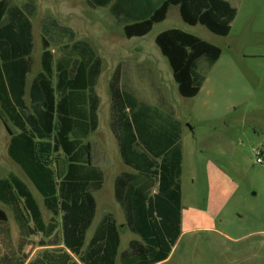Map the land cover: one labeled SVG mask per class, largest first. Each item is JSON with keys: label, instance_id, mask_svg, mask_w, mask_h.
<instances>
[{"label": "trees", "instance_id": "16d2710c", "mask_svg": "<svg viewBox=\"0 0 264 264\" xmlns=\"http://www.w3.org/2000/svg\"><path fill=\"white\" fill-rule=\"evenodd\" d=\"M108 9L127 39L142 38L164 22L172 7L190 26L203 25L227 37L237 9L227 0H88ZM37 6L0 0V119L11 139L10 158L43 197L52 214L47 223L29 185L15 174L0 180V202L19 229L15 246L8 213L0 208V264H26L33 237L55 238L64 248L45 250L29 264H158L169 258L182 234V124L171 109L159 110L122 85L119 68L110 83L111 129L125 166L115 180V198L126 227L140 240L120 254L121 235L112 213L104 215L91 241L87 233L97 212L95 193L105 174L94 162L88 139L99 128L97 85L103 60L91 44L54 17L42 22L41 71L30 87L34 68ZM172 68L178 91L196 97L222 49L180 29L156 37ZM60 52L56 57L52 46ZM205 62V69L201 68ZM48 247L50 242H40ZM76 257L77 260L74 258Z\"/></svg>", "mask_w": 264, "mask_h": 264}, {"label": "rangeland", "instance_id": "374dc122", "mask_svg": "<svg viewBox=\"0 0 264 264\" xmlns=\"http://www.w3.org/2000/svg\"><path fill=\"white\" fill-rule=\"evenodd\" d=\"M13 1L19 6L33 1L38 8L33 18L35 45L33 56L36 58V71L40 70L42 52L41 22L54 15L62 20L61 25L74 29L80 40L91 44L103 59V72L96 88L101 99L100 125L88 140L93 144L94 162L105 171L104 187L95 194L99 207L94 226L108 211L115 213L119 224L124 220V213L115 199L114 183L126 166L122 162L118 143L111 129L110 83L119 68L122 73V85L130 88L144 103L166 113L171 109L174 117L182 124L184 131L182 149L185 153L183 212L195 207L209 210V202L212 199L216 200L218 196L219 200L223 199V196L228 197L229 187H233L232 183L236 182L239 190L229 203V209L241 211L244 220L249 223L255 219L257 213L263 215L264 163L257 162L255 151L264 149V62L259 56L264 53V0H227L237 9L231 34L227 37L214 34L203 25L186 24L181 18L179 8L172 7L167 19L155 25L151 33L133 39L126 38L123 25L118 23L108 9H93L88 5V0ZM169 29L183 30L222 49L224 54L222 61L216 67L206 69V75L209 73L217 77L225 75V68L228 67L226 60L232 56L238 58L240 69L247 65L253 74L246 78L245 84L248 83L256 91L252 103L225 114L224 121H220L219 118L212 124L197 125L196 116L190 118L193 102L180 95L169 61L156 44V37ZM52 50L58 57L60 54L58 47L53 45ZM205 65L203 62L201 68L205 69ZM244 87L242 80L238 81L237 78L233 80L231 88L239 90L243 96L246 90ZM222 114L224 110L219 112L218 116ZM226 121L229 122L228 125L224 124ZM192 127L196 131H190ZM9 139L10 136L0 119V180L13 173L26 182L40 202L48 223L52 214L44 207L43 197L8 155ZM233 153L236 154L237 167L232 166L233 158L229 157ZM210 161L216 162L226 170L233 182L227 183V180L217 176L209 179L205 166ZM224 190H227V193L222 194ZM0 208L9 215L12 238L17 246L19 229L13 214L1 202ZM199 236L195 253L189 258L188 263L213 264L216 255L214 256L212 252V237L207 233H201ZM133 238L136 236L129 230H122L123 247ZM41 241L59 246L62 243L61 231L52 239L43 238L41 235L33 237L26 248L29 262L45 249L39 246ZM187 242L188 238H185L179 245L172 264H176L180 255L184 256Z\"/></svg>", "mask_w": 264, "mask_h": 264}, {"label": "crops", "instance_id": "0c3cea01", "mask_svg": "<svg viewBox=\"0 0 264 264\" xmlns=\"http://www.w3.org/2000/svg\"><path fill=\"white\" fill-rule=\"evenodd\" d=\"M33 18H32V22H33ZM54 18L58 20L60 23H62V20L59 17L54 15ZM42 22H41V30H42ZM33 27H34V23H33ZM78 40L80 39L78 38ZM41 55H42V52H41ZM259 56L264 62V53L260 54ZM223 57H224V54L222 52L220 59L217 61L214 67H216L222 61ZM34 61L35 62H34L33 72L28 77V89H27V92H28L27 101L28 102L30 101V98H29L30 87L36 75L41 71V56H40V70L38 71L35 70L36 68V58L35 57H34ZM226 61H227L228 67L225 68V71H224L225 75H221L220 77H217V76H214L212 73H209L208 75L205 76V81L202 85L200 93L196 97L194 98H184L183 97L184 99L190 100L193 102L192 108L190 111V118H193L194 116H196V118L198 119V120L195 119L197 122V125L203 126L206 124H212V122L214 123V121H217V119L219 118H220L219 119L220 121H224L223 117L225 114H228L229 112L233 110H237L240 107L249 106L252 103V100L254 99V97L256 96V91L252 89L247 82H246L247 84H245L246 78L252 75L253 72L248 69L247 65H245L243 69H240L239 60L235 56L230 57ZM151 67L152 66H150V68ZM102 72H103V69H102ZM120 75L122 76L121 72H120ZM236 78L238 81L242 80L243 84L245 85L244 89L246 88V90L244 92L245 93L244 96L239 90L236 91L231 88L233 84V80ZM222 110H224V114H222V116H218L219 112H221ZM224 124L228 125L229 122L226 121L224 122ZM99 125H100V117H99ZM192 130H194V127H192L190 131ZM10 139H9V144H10ZM261 151L264 154V149ZM233 154L230 155L229 157L233 158L232 166L237 167L236 154L235 153ZM100 168L105 174L104 169L102 167ZM124 171L133 172V170L128 168L127 166H126V169L121 171L120 173ZM205 172L208 174L209 179H212L214 176H217V177H220L221 179L224 178L225 180H227V183L233 182L232 181L233 179L231 177H230L231 179L228 177L227 171L224 170L220 165H218L214 161H210L207 163V166H205ZM184 175H185V153L183 152L182 204H185ZM232 185L233 187H229L230 191L228 192V197L223 196V199L219 200L218 199L219 196H218L216 200L212 199V201L209 202V206H208L209 210H203L200 207H195V208H188L186 209L187 211H184V212L182 211V227H181L182 234L177 244L173 248V251L171 255L169 256V258L158 264H172L173 259L175 258L177 251L179 249V245L184 241L185 238H188V242H187V246L185 247L184 256L180 255L177 259L178 261H176V264H189L188 260L195 253L196 244L198 243L200 239L199 234L201 233L210 234L212 237V243H213L212 252L214 253V256L216 255L215 262L213 264H264V212H263V215H261L260 212L257 213L255 215V219L251 223H249L244 220V216L241 213V211H239L238 209L234 210V208L229 209V205H230L229 203L234 199L236 193L239 190V186L236 182H233ZM224 193H227V190H224V192H222V194ZM114 195H115V186H114ZM98 207L99 206H98V201H97V211H98ZM107 213H112L117 220L115 213L108 211L105 214ZM104 215L102 216L99 223L95 226H94V222H95L94 220L92 227L89 229L87 233V244L93 238L95 231L97 227L99 226L100 222L102 221ZM96 216H97V212H96ZM117 223L120 228V235H121V245H120V250H119L121 254L129 249L130 243L132 241L140 240V238L134 234L136 238L131 239L128 242V244L123 247L122 246V230H129L126 227L125 213H124L123 223L119 224L118 220H117ZM39 246L43 247L41 246V244ZM43 248H45L43 252L47 249L52 251L54 249L64 248V245L61 243L59 246L51 245V246L43 247ZM43 252H41L40 254H42ZM74 258L77 260L76 257ZM30 262L28 258L26 264H29Z\"/></svg>", "mask_w": 264, "mask_h": 264}, {"label": "built area", "instance_id": "2783aa9c", "mask_svg": "<svg viewBox=\"0 0 264 264\" xmlns=\"http://www.w3.org/2000/svg\"><path fill=\"white\" fill-rule=\"evenodd\" d=\"M255 155L257 156V162L259 164H263L264 163V154H263V152L256 150L255 151Z\"/></svg>", "mask_w": 264, "mask_h": 264}]
</instances>
